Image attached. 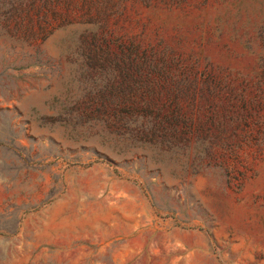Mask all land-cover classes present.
Here are the masks:
<instances>
[{"label": "rangeland", "instance_id": "rangeland-1", "mask_svg": "<svg viewBox=\"0 0 264 264\" xmlns=\"http://www.w3.org/2000/svg\"><path fill=\"white\" fill-rule=\"evenodd\" d=\"M0 264H264V0H0Z\"/></svg>", "mask_w": 264, "mask_h": 264}, {"label": "trees", "instance_id": "trees-1", "mask_svg": "<svg viewBox=\"0 0 264 264\" xmlns=\"http://www.w3.org/2000/svg\"><path fill=\"white\" fill-rule=\"evenodd\" d=\"M95 38H97V35H96V33H93L92 38H91V41H90V44L92 45V48L95 49V51H93L92 53L98 56V54H100V52L102 51V49L101 48H98V45H97V43L95 41Z\"/></svg>", "mask_w": 264, "mask_h": 264}]
</instances>
